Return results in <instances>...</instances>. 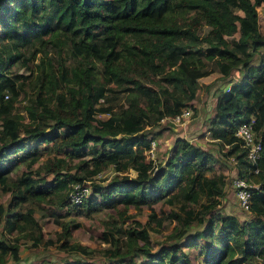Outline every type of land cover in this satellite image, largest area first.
<instances>
[{
    "label": "trees",
    "instance_id": "trees-1",
    "mask_svg": "<svg viewBox=\"0 0 264 264\" xmlns=\"http://www.w3.org/2000/svg\"><path fill=\"white\" fill-rule=\"evenodd\" d=\"M263 4L264 0H0V191L9 195L7 205L0 202V221L8 233L22 232L34 242L54 244L56 239L44 237L34 214V207L43 203L68 204L84 214L121 205L123 215L130 206L139 210L146 205L157 224L167 214L154 209L161 199L178 205L188 217L202 199L215 207L222 195L220 174L207 172L218 158L178 136L164 161L156 162L146 157L151 138L139 131L180 113L196 95L198 78L213 73L227 77L233 68H240V77L218 89L206 133L228 147L225 155L234 158L236 174L257 184L250 188L251 220L220 214L219 221L209 218L204 228L184 237L185 246H198L199 237H211L198 263L177 243L159 244L153 250L149 226L133 218L128 225L112 224L102 233L104 241L117 237L103 250L107 263L82 258L24 261L19 244L1 236L0 264H125L122 261L132 262L133 256H143L141 264H264V32L257 10ZM208 23L210 32L202 35L201 27ZM31 45L36 46L34 54L43 53L34 93L24 105V121L14 111L26 77L10 67ZM51 49L58 55L56 66L48 55ZM66 57L77 64L68 66ZM111 82L128 92L127 106L117 111L97 106ZM97 112L109 116L98 119ZM251 118L261 143L253 165L234 135L237 125ZM41 143L50 144L54 155L32 170ZM108 166L121 175L93 183L99 199L86 195L78 204L69 201L74 183ZM129 169L135 175L127 173ZM176 218L189 227L186 217ZM58 224L59 246L74 248L68 240L69 221Z\"/></svg>",
    "mask_w": 264,
    "mask_h": 264
},
{
    "label": "rangeland",
    "instance_id": "rangeland-1",
    "mask_svg": "<svg viewBox=\"0 0 264 264\" xmlns=\"http://www.w3.org/2000/svg\"><path fill=\"white\" fill-rule=\"evenodd\" d=\"M200 1V0H194ZM259 13V28L261 32H264V4L257 7ZM211 29V24H203L200 33L202 35H208ZM3 35L0 29V40ZM231 35L237 36L238 33ZM228 35L227 37H230ZM48 35L44 36L47 37ZM38 46V44H35ZM36 46L31 45L21 50L22 56L13 62L10 67L12 73H20L24 78V89L19 91L17 100L15 102V113L19 115L24 121H27L24 105L28 104L31 100V96L34 93V87H32L35 81V75L37 70V64L41 61L42 51L33 53ZM69 52V50L67 49ZM66 51V52H67ZM50 59L54 66H56V58L58 55L55 50H50ZM65 51L63 54L66 53ZM70 57H66V63L68 66L75 63V60H70ZM240 68H233L227 77H223L219 73H213L206 77L198 78L196 95L186 102L184 108L189 109V116L181 120L180 123H174L169 118H164L163 121H159L153 126L146 125L139 133L145 135L146 139H153L155 146L150 152L146 151V157L152 158L156 162L164 161L168 155L169 149L173 146L174 140L178 136L187 137L191 142L201 146L204 149H209L218 161L214 164L213 168L207 172L208 176L219 175L220 183L222 184V195L216 200L218 201L215 207H208V200L202 199L199 206H196L195 213L188 217L183 209L174 203H164L161 199L154 204V209L158 214L161 211H167L166 217L162 218L161 222L157 224L155 219L149 217L150 210L146 205H141L139 210L130 206L127 209L125 215L120 214L119 210L121 205L116 207L103 206L97 210H92L89 214L78 213L77 209L72 208L70 205H55L43 203L40 206L34 207V214L39 224L41 225L44 237L55 238L54 244L46 245L43 242H34L32 238L25 236L22 232L8 233L5 229L3 220L0 221V237L6 236L14 242L19 244V252L24 261L33 262H63L65 259L82 258L91 260L98 263H107L108 259L104 253V249L111 247L116 243L117 237L113 235L109 241H104L102 233L113 225H128L133 218L140 220L144 225L149 226L152 249L158 248L159 244H180V247L188 251L190 259L193 263L200 262L204 253L202 249L207 246V242H211V237L201 238L199 237L198 246H185L183 245L184 237L190 234H194L197 231L204 228L209 218L213 221H219V215L225 213H231L238 217L241 222H246L252 219L253 214L247 212L238 204L235 191L233 189L232 180L236 175L235 160L231 156H226L227 146H222L219 141L212 138L209 134H206V126L213 116L215 100L218 96V92L228 80L234 79L236 73L240 72ZM23 78V77H20ZM207 85V86H206ZM109 88L104 97L98 100L97 106H110L111 110L117 111L121 106H127V94L128 92L122 90L123 88L111 82L107 84ZM226 88V87H225ZM96 117L98 119H106L109 114L107 112H97ZM127 132H134L133 129H126ZM138 133V132H137ZM42 150L41 154L36 157V160L31 163L32 170H38L39 165L47 156H53L54 152L51 149L50 144H39ZM24 168V167H23ZM26 169V168H25ZM75 169L72 168L71 171ZM130 175H135V171L129 169L126 171ZM115 175H121V172L116 171L113 166H108L99 174L92 178L84 179L81 182L90 185V192L88 196H94L99 199V195L92 191L93 183L104 184L110 178ZM47 177H52V173H48ZM9 195L0 191V202L7 205ZM176 214L186 217L189 221V227H182L181 221L176 218ZM128 216V217H127ZM127 217V218H126ZM69 221L70 234L68 236L69 243L74 248H63L59 244L61 237L58 236L61 228L58 221ZM186 228V229H185ZM177 233V236L174 235ZM182 237V238H181ZM18 238V240H14ZM179 238V239H178ZM183 245V246H182ZM82 247L85 250H82ZM85 251V252H84ZM143 256H133L132 262L129 260L122 261L125 264H141Z\"/></svg>",
    "mask_w": 264,
    "mask_h": 264
},
{
    "label": "built area",
    "instance_id": "built-area-1",
    "mask_svg": "<svg viewBox=\"0 0 264 264\" xmlns=\"http://www.w3.org/2000/svg\"><path fill=\"white\" fill-rule=\"evenodd\" d=\"M8 95L5 94V97ZM190 111L187 108H183L180 113L169 117V119L174 123H180L182 119L189 116ZM162 118L160 121H163ZM253 118H251L249 121L242 122L237 125L234 135L237 137V139L240 141L241 146L245 148V154L247 162L250 163V165L255 164L256 159L259 157L260 150H261V143L256 138L254 126H253ZM155 146V141L151 139L150 141V147L149 151L152 152L153 148ZM257 172V168H250V172ZM99 174V173H98ZM97 175V174H96ZM232 184L235 188L236 196L238 199V203L240 207L246 211H249V205H250V188L253 186H257L256 183H253L251 180L246 179V177H242L240 175H237L233 178ZM90 192V185L84 182H78L74 183L72 185V188L68 192V199L69 201L73 203H80L84 196L88 195Z\"/></svg>",
    "mask_w": 264,
    "mask_h": 264
},
{
    "label": "crops",
    "instance_id": "crops-1",
    "mask_svg": "<svg viewBox=\"0 0 264 264\" xmlns=\"http://www.w3.org/2000/svg\"><path fill=\"white\" fill-rule=\"evenodd\" d=\"M240 72H238V73H236V76H235V78L234 79H231V80H228V81H226L225 82V84H227L226 85V87H228L231 83H233L237 78H239L240 77ZM204 77H206V76H204ZM215 102H216V100H215ZM215 107V106H214ZM207 134V133H206ZM210 135V134H209ZM211 136V135H210ZM185 138H187V137H185ZM213 138V137H212ZM237 176V174L235 175V177ZM233 189H234V191H235V188H234V186H233ZM235 195H236V192H235ZM236 198H237V196H236ZM237 201H238V199H237ZM239 204V203H238ZM240 206V205H239ZM242 209V208H241ZM244 210V209H243ZM246 211V210H245ZM247 212H250V211H247Z\"/></svg>",
    "mask_w": 264,
    "mask_h": 264
}]
</instances>
